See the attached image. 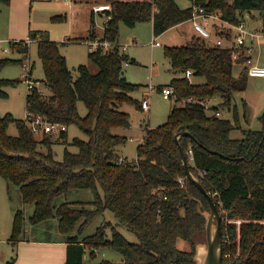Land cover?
<instances>
[{"label":"trees","instance_id":"obj_1","mask_svg":"<svg viewBox=\"0 0 264 264\" xmlns=\"http://www.w3.org/2000/svg\"><path fill=\"white\" fill-rule=\"evenodd\" d=\"M108 1L111 9L103 15L111 18L104 24L102 36L115 45L105 52L90 50L88 55L98 66L97 72L80 63L75 77L60 42L46 37L44 31L31 35L38 42L45 84L51 93H42L37 86L28 90L27 110L68 127L77 125L88 139L75 137L70 144L77 146L78 152L65 148L59 160L53 150L56 135L45 133L39 139L25 119L0 112V176L20 189L24 202L33 204L32 223L58 219L60 231L67 234L65 264H196L195 236L206 232L203 213L210 209V203L187 177L179 145L186 154L191 147L194 161L189 166L219 211L225 209L229 217L241 220L240 232L236 223L221 221L223 264H264V126L244 130L242 138L233 137L238 115L232 119L223 111L215 114L198 101L174 103L166 122L144 127V141L138 146L135 160L117 153V147L125 144L128 137L115 132L117 128L131 127L130 113L120 106L129 103L140 108L142 101L133 95L142 85L130 82L124 74L123 63L128 57L120 51L121 23L134 27L139 22L152 21L158 36L190 20L193 6L199 4L208 10H220L231 24L242 22L241 15L246 11H259L264 32V0H191L192 5L185 8L177 0ZM218 31V35L226 32ZM233 50L234 46L211 45L196 36L187 45L166 46L164 53L170 60V69L180 75L157 89L170 85L180 98L220 97L222 102L213 103V107L219 110L227 106L231 111L234 92L247 88L250 75V54L240 51L235 59ZM19 51L25 54L23 58L0 57V72L7 65L24 63L28 45ZM236 65L242 66L237 76ZM189 69L193 77L204 80L194 82L188 78ZM11 84L16 80L0 78V97H7L6 86ZM79 100L88 108L84 116L79 112ZM261 118L264 124V116ZM11 123H15L17 135L9 133ZM182 130H189L190 135L177 141L176 133ZM67 134L63 131L58 137L66 139ZM78 188L91 190L93 200H68V193ZM58 199H62L59 204ZM108 209L118 223L106 221L93 234L80 237L86 225ZM120 224L138 240H128L118 229ZM24 231L25 213L19 209L11 235L15 252ZM179 239L188 240L192 248L180 249ZM101 247L118 250L123 260L92 261ZM88 249L91 261L85 257ZM16 257L15 253L6 264H13Z\"/></svg>","mask_w":264,"mask_h":264},{"label":"rangeland","instance_id":"obj_2","mask_svg":"<svg viewBox=\"0 0 264 264\" xmlns=\"http://www.w3.org/2000/svg\"><path fill=\"white\" fill-rule=\"evenodd\" d=\"M70 1L74 2V0ZM97 1L102 2L104 0H75L74 5L72 2H66V0H0V57L18 59L21 54L18 53L17 46L28 45L29 54L26 55L32 64V72L29 77L42 93L50 94V89L45 84L44 68L38 54V42L31 38L32 33L35 31H44L46 37L49 35L50 38L61 43V52L66 55L68 65L75 77L78 75L77 66L80 63L87 64L92 72H97L98 66L90 60L88 55L90 45L82 40L90 27L92 6L97 5ZM177 1L183 8L192 5L191 0ZM60 4H63V7L59 6ZM241 17L249 34L246 36L247 46L239 48V51L249 53L248 50L252 49L253 46L251 52L253 63L264 66V32L262 30L261 15L259 11H253L252 13L246 11ZM104 21L105 16L100 12H95L94 26L97 32H104ZM219 28L225 29L226 32L223 35H218ZM208 29L211 32V37L207 39L201 35L190 20L178 24L158 36L153 32L152 21L139 22L134 27L127 26L124 23L120 24L119 41L121 44H128L127 48L122 50V53L128 57L123 63L124 74L130 82L142 85L140 90L134 92L133 95L141 101L147 92L150 91L151 93L149 109L138 108L129 103L120 106L122 110L128 111L131 117L130 128H117L115 130L116 133L128 137L125 144L117 147V153L121 157L135 160L138 146L143 143L144 127L147 124L150 126L163 124L174 107L175 102L165 99L160 90L157 89L160 84L170 83L174 77L180 75V72L170 70L171 64L169 58L165 56V47L187 45L194 36L207 41L211 45H214L220 37L224 45L234 46L236 34L239 33L232 26L220 22H217L216 29L212 27H208ZM228 32L230 37H227ZM154 41L161 42V45H155ZM132 58L135 59V62L132 61ZM241 68V65L235 66L234 73L236 76ZM26 75L27 71L22 64L7 65L0 72V78L16 80V84L6 86L7 97H0L1 113L11 112L16 118L25 119L27 113L26 96L29 87ZM192 78L194 82L204 80L203 77ZM221 102L220 97L216 101L210 100L211 104H220ZM78 107L81 115L84 116L88 113V108L82 100L78 101ZM235 108H237L236 111ZM226 115L232 119L234 115H238L240 121L232 131L233 137L242 138L245 135L244 130L263 128L264 124L261 117L264 116V76L249 75L247 88L243 91L234 92L231 111ZM240 124L242 127H240ZM8 131L12 135L18 134L15 123H11ZM67 133L66 139L59 138L56 135V141L53 145L54 154L59 160L63 158L65 148L72 152H78V147L70 144L75 137L88 139L87 134L77 125H70ZM36 136L41 139L43 134L37 133ZM39 147L44 148L43 146ZM68 200L89 202L93 200V193L91 190L84 188L72 189L68 193ZM60 202H62V199H58L57 204ZM74 206L79 207L77 204H74ZM19 209H22L25 213L24 237L44 240H64L66 238L67 234L59 229L57 218L47 219L36 224L32 223L30 216L34 212L33 204L24 202L20 189L0 176V264H6L15 254L11 235L14 215ZM209 211L210 209L206 212ZM220 211L221 219L227 223H236L239 231L241 220L229 217L225 209H220ZM106 221L112 222L113 225L118 223L117 217L109 209L92 219L86 225L80 237L93 234L97 227ZM117 227L128 240L133 242L138 240L137 236L125 225L120 224ZM76 231L77 229H75ZM111 233V228H109V237ZM195 241L198 245L205 244L206 232L203 231L201 234H197ZM177 246L183 250L192 248V244L184 239H179ZM89 253L88 249L86 251L87 261H91ZM103 259L121 262L123 255L113 248L101 247L95 252L92 261L100 262Z\"/></svg>","mask_w":264,"mask_h":264},{"label":"built area","instance_id":"obj_3","mask_svg":"<svg viewBox=\"0 0 264 264\" xmlns=\"http://www.w3.org/2000/svg\"><path fill=\"white\" fill-rule=\"evenodd\" d=\"M111 9V4H97L93 6V11L100 12L101 14H105L106 10ZM111 18L110 15L105 16L104 24ZM190 21L193 23L195 28L201 33L202 36L205 38L211 37V32L208 29V27H212L216 29L217 22L225 23L226 25L232 26L236 31L239 33L236 34V41L234 42V50H233V57L237 59L239 57L240 51L239 48H241L243 45L246 44V36L249 34V32L246 29V25L244 21L238 23V24H231L229 21L225 20L222 17V13L220 10H208L203 5L195 4L193 6L192 10V16L190 17ZM220 32H223L222 28H219ZM251 35H254L253 33H250ZM26 43V42H25ZM88 43L90 45V50H102L103 52L108 51L112 49V47L115 45L114 42L110 41L108 38H105L103 36L94 37L92 39L88 40ZM155 45H161V42L154 41ZM216 44L222 45L223 41L220 37L216 40ZM127 45H124V48H126ZM248 52L250 53V58L248 59V72L252 76H264V66H261L259 64L253 63L252 61V49H249ZM248 53V54H249ZM23 67L27 71V82H28V90L31 88H34L36 85L33 82V80L29 79V75L32 72V64L29 61V58H26V61L22 64ZM186 75L188 78L192 79L193 77V71L187 70ZM162 96L165 99H170L173 102L177 103L178 105H183L187 102H200L204 105L205 109L207 111H213V113L221 115V111L217 110L213 107V104L210 103V100H213L212 98L202 99L198 100L194 96H188L184 98H180L174 88L170 85L163 86L161 91ZM150 91L146 93L144 98L141 101V107L143 109H149L150 108ZM26 123L31 127L34 133H51L54 135H59L63 131L68 130V126L59 122H52L47 120V118L39 113H35L33 111L27 110L26 116H25ZM188 154V161L193 162L194 161V155H193V149L190 147L187 150ZM215 195V194H214Z\"/></svg>","mask_w":264,"mask_h":264},{"label":"crops","instance_id":"obj_4","mask_svg":"<svg viewBox=\"0 0 264 264\" xmlns=\"http://www.w3.org/2000/svg\"><path fill=\"white\" fill-rule=\"evenodd\" d=\"M124 1H134V0H124ZM137 1H145V0H137ZM66 2L70 3L72 1L66 0ZM74 3H75V0L74 2H72V4L74 5ZM98 3L102 4V3H110V2L108 0H104L102 2L97 1L96 4ZM59 6L63 7V4H60ZM94 14L95 13L93 12V6H92L91 17H90V22H91L90 27L88 28V32L86 33V35L82 37V40L86 42H88L89 39H92V37L94 38V37H99L103 35V33H99L96 31V28L94 26ZM62 43H67V42H62ZM124 45L128 46V44H121L120 46L121 52L122 50H125ZM20 47L22 46L21 45L17 46V51L19 54H21V57L19 58H23L25 54L19 51ZM252 50H253V46H252ZM160 85H164V84H160ZM216 104L218 103H215V105ZM219 110L221 112L222 111L225 112V114L230 112L227 106L226 107L221 106L219 107ZM240 127H242L241 124H240ZM244 128L248 129L246 127ZM144 136H145V130H144V135H143V141H144ZM123 158H126V157H123ZM16 249L17 250L14 253H16L17 257L13 264H65L66 262L67 242H65V240H44V239L24 237V239L18 242Z\"/></svg>","mask_w":264,"mask_h":264},{"label":"water","instance_id":"obj_5","mask_svg":"<svg viewBox=\"0 0 264 264\" xmlns=\"http://www.w3.org/2000/svg\"><path fill=\"white\" fill-rule=\"evenodd\" d=\"M190 135L189 130H182L176 133V139H179L182 136ZM180 152L183 161V165L187 174V177L195 182L198 187L203 191V193L208 198L210 203V211L204 212L203 215L206 217V243L197 246V252L195 258L197 260L196 264H223L224 258V238L221 230V213L214 202L210 193L206 190V188L201 183L200 178L191 170L189 166V161L187 158V154L180 144ZM201 204L199 203V208ZM216 223L214 224V221Z\"/></svg>","mask_w":264,"mask_h":264}]
</instances>
